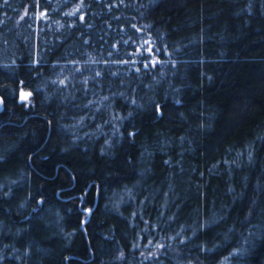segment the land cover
I'll return each mask as SVG.
<instances>
[{
  "label": "trees",
  "instance_id": "trees-1",
  "mask_svg": "<svg viewBox=\"0 0 264 264\" xmlns=\"http://www.w3.org/2000/svg\"><path fill=\"white\" fill-rule=\"evenodd\" d=\"M0 264H264V0H0Z\"/></svg>",
  "mask_w": 264,
  "mask_h": 264
},
{
  "label": "bare ground",
  "instance_id": "bare-ground-1",
  "mask_svg": "<svg viewBox=\"0 0 264 264\" xmlns=\"http://www.w3.org/2000/svg\"><path fill=\"white\" fill-rule=\"evenodd\" d=\"M86 214H87V212H86Z\"/></svg>",
  "mask_w": 264,
  "mask_h": 264
}]
</instances>
